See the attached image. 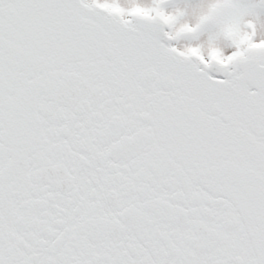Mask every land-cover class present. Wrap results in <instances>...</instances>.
<instances>
[{
    "label": "snow or ice",
    "instance_id": "obj_1",
    "mask_svg": "<svg viewBox=\"0 0 264 264\" xmlns=\"http://www.w3.org/2000/svg\"><path fill=\"white\" fill-rule=\"evenodd\" d=\"M0 264H264V0H0Z\"/></svg>",
    "mask_w": 264,
    "mask_h": 264
}]
</instances>
